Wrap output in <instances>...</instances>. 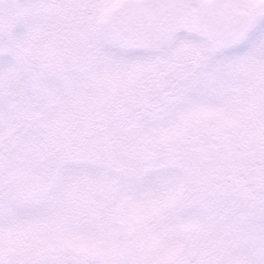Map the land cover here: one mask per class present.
<instances>
[{
    "label": "snow or ice",
    "instance_id": "6c2138e0",
    "mask_svg": "<svg viewBox=\"0 0 264 264\" xmlns=\"http://www.w3.org/2000/svg\"><path fill=\"white\" fill-rule=\"evenodd\" d=\"M0 264H264V0H0Z\"/></svg>",
    "mask_w": 264,
    "mask_h": 264
}]
</instances>
